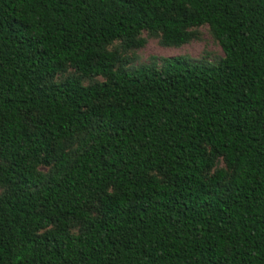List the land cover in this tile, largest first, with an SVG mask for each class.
Segmentation results:
<instances>
[{
  "label": "trees",
  "instance_id": "16d2710c",
  "mask_svg": "<svg viewBox=\"0 0 264 264\" xmlns=\"http://www.w3.org/2000/svg\"><path fill=\"white\" fill-rule=\"evenodd\" d=\"M205 25L218 65L106 50ZM0 188V264H264V0H0Z\"/></svg>",
  "mask_w": 264,
  "mask_h": 264
},
{
  "label": "rangeland",
  "instance_id": "374dc122",
  "mask_svg": "<svg viewBox=\"0 0 264 264\" xmlns=\"http://www.w3.org/2000/svg\"><path fill=\"white\" fill-rule=\"evenodd\" d=\"M194 33L192 40L182 46H167L163 42L160 33H153L149 30L142 31L136 38L142 45L129 46L125 39H117L106 46V50L115 53L117 56V68L124 67L127 71H136L140 68H150L157 71H164L168 60L174 58H185L189 63H199L207 66L218 65L224 59V52L212 33L209 26L191 28ZM81 74L71 66L66 67L55 78L54 82L61 83L71 77H80ZM106 78L83 77L81 82L84 86L102 84ZM68 150L74 151L76 144L67 143ZM226 169L222 158L218 159L212 173L218 170ZM52 170V166L43 165L40 172L47 174ZM5 192V188H0V196ZM80 224H75L71 232L79 233Z\"/></svg>",
  "mask_w": 264,
  "mask_h": 264
}]
</instances>
